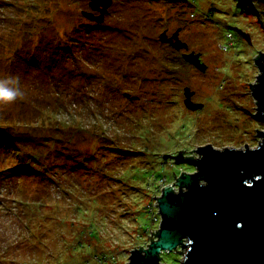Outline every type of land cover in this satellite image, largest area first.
<instances>
[{"label":"rangeland","instance_id":"374dc122","mask_svg":"<svg viewBox=\"0 0 264 264\" xmlns=\"http://www.w3.org/2000/svg\"><path fill=\"white\" fill-rule=\"evenodd\" d=\"M91 2L0 0V80L24 92L0 104V264L130 262L160 228L155 196L196 170L164 153L261 140L249 82L264 13L262 25L237 0H112L99 22ZM177 31L188 48L161 40Z\"/></svg>","mask_w":264,"mask_h":264},{"label":"water","instance_id":"95a60500","mask_svg":"<svg viewBox=\"0 0 264 264\" xmlns=\"http://www.w3.org/2000/svg\"><path fill=\"white\" fill-rule=\"evenodd\" d=\"M111 3L112 0H92L91 6L102 14H85L101 22ZM237 5L257 15L262 23L255 0H237ZM178 34L177 31L168 37L164 32L161 40L171 42L177 49L188 48ZM259 54L253 58L260 73L253 84L249 83L258 104L255 114L264 121V52ZM184 58L202 71L207 68L200 54L185 53ZM185 94L188 108L203 107L192 100L194 91L187 87ZM255 129L261 138L257 147L245 143L244 148L226 145L221 149L208 143L189 151L178 150L176 155L163 154L164 161L169 154L175 161L195 165L196 171L177 178L173 171L176 181L163 186L161 196H155L154 204L162 217L160 228H150L149 247L131 249L130 262L125 264H163L160 254L180 246L187 247L182 264H264V130ZM186 155L196 158L186 159ZM174 183L179 187L177 192Z\"/></svg>","mask_w":264,"mask_h":264},{"label":"clouds","instance_id":"9594fccd","mask_svg":"<svg viewBox=\"0 0 264 264\" xmlns=\"http://www.w3.org/2000/svg\"><path fill=\"white\" fill-rule=\"evenodd\" d=\"M23 95L24 92L19 86L18 78L8 77L0 80V104H13Z\"/></svg>","mask_w":264,"mask_h":264},{"label":"trees","instance_id":"16d2710c","mask_svg":"<svg viewBox=\"0 0 264 264\" xmlns=\"http://www.w3.org/2000/svg\"><path fill=\"white\" fill-rule=\"evenodd\" d=\"M255 2L257 3V1H255ZM256 5H257V7H258V4H256ZM258 9H259V11H260L261 14L264 13V10H263V9H260L259 7H258ZM260 54H261V53H260ZM260 54L257 55L256 58H258V57L260 56ZM257 114H258V113H257ZM184 154H185V153L183 152V155H184ZM165 156L167 157V156H169V154H166ZM174 158H175V157H174ZM185 158H186V159H188V158H196V156H195V155H192V156H190V155L187 156V155H186ZM195 171H196V170H195ZM186 172H187V171H185V172H183V173L180 172V176H182V175H183L184 173H186ZM175 177H179V176L176 175ZM155 235L158 237V236H159V231H157V233H156ZM181 247H182V246H180V248H181ZM142 248H143V247H141V249H142ZM180 248H178L177 251H178ZM159 260H162V253H161L160 256H159Z\"/></svg>","mask_w":264,"mask_h":264},{"label":"built area","instance_id":"2783aa9c","mask_svg":"<svg viewBox=\"0 0 264 264\" xmlns=\"http://www.w3.org/2000/svg\"><path fill=\"white\" fill-rule=\"evenodd\" d=\"M180 176V175H179ZM177 178V177H176ZM175 181H176V179H175ZM173 189H174V191L175 192H177L178 190H179V187L177 186V185H175V183L173 184ZM161 219H162V217H161ZM161 224V223H160ZM150 243H151V241H150ZM149 243V244H150ZM149 247V245H146V246H143V248H148ZM180 248V247H179Z\"/></svg>","mask_w":264,"mask_h":264},{"label":"flooded vegetation","instance_id":"af4514ba","mask_svg":"<svg viewBox=\"0 0 264 264\" xmlns=\"http://www.w3.org/2000/svg\"><path fill=\"white\" fill-rule=\"evenodd\" d=\"M177 1H178V0H177ZM98 12H99V11H96L95 13L98 14ZM172 34H173V33H172ZM172 34H168L169 37H171ZM178 35H179V37L181 38V33L178 34ZM194 98H195V95H192V100H193V101H194ZM194 102H196V101H194ZM195 111H197V110H195ZM197 153H198V151H197Z\"/></svg>","mask_w":264,"mask_h":264}]
</instances>
